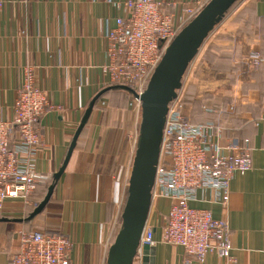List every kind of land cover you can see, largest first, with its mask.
I'll return each instance as SVG.
<instances>
[{
  "label": "crops",
  "instance_id": "1",
  "mask_svg": "<svg viewBox=\"0 0 264 264\" xmlns=\"http://www.w3.org/2000/svg\"><path fill=\"white\" fill-rule=\"evenodd\" d=\"M0 1V121L12 119L29 69L53 106L36 124L40 146L35 171L48 179L38 182L28 202L8 199L3 204L0 219L8 221H0V264L10 263L20 231L43 230L71 239L72 264H107L109 248L122 228L127 197L115 180L116 170L111 180V173L100 172L99 135H88L85 127L55 183L51 207L27 219L63 167L91 101L107 88L106 33L116 27V19L128 16L127 0ZM161 1L181 30L187 23L184 9L210 0ZM236 4L205 40L178 94L188 122L217 124L223 146L248 145L252 169L232 176L226 203L213 189L199 190L190 202L228 224L233 246L231 259L213 253L204 263L191 264H264V65H244L252 50L264 57V0ZM172 202L166 197L153 200L146 227L154 229L155 245L146 263L137 258L134 264H184L183 250L163 243L159 230Z\"/></svg>",
  "mask_w": 264,
  "mask_h": 264
},
{
  "label": "built area",
  "instance_id": "2",
  "mask_svg": "<svg viewBox=\"0 0 264 264\" xmlns=\"http://www.w3.org/2000/svg\"><path fill=\"white\" fill-rule=\"evenodd\" d=\"M124 5L128 16L116 19V27L106 33L109 57L106 84L132 89L135 95L132 94L130 105L141 110L140 97L181 30L175 28L173 16L161 0H127ZM204 6L185 8L186 24ZM244 65L258 69L264 65V57L258 50H252ZM52 108L45 91L35 84L33 69H29L18 90L12 119L0 121V217L5 201L28 202L38 182L48 179L35 171L40 146L36 124ZM183 111L184 103L178 94L169 104L152 192L153 200L173 199L159 227L161 239L183 250L184 264L193 260L204 263L213 253L221 259H231L233 246L228 224L214 219L209 211L191 207L190 202L196 199L199 190L213 189L226 203L232 176L252 169L250 149L248 145H221L222 130L217 124L190 123ZM154 245V229L145 227L138 253ZM71 249V239L62 232L20 231L9 264H72Z\"/></svg>",
  "mask_w": 264,
  "mask_h": 264
},
{
  "label": "water",
  "instance_id": "3",
  "mask_svg": "<svg viewBox=\"0 0 264 264\" xmlns=\"http://www.w3.org/2000/svg\"><path fill=\"white\" fill-rule=\"evenodd\" d=\"M238 0H210L203 9L186 24L167 48L161 62L155 68L145 93L140 97L142 121L137 149L131 169L128 195L122 213V228L110 246L107 264H134L140 257L146 263L153 249L144 247L138 253L140 239L147 225L153 202V188L157 165L161 155L163 131L169 104L178 96L187 69L197 57L202 45L214 28ZM118 88L135 95L125 86H112L102 90L91 101L75 134L63 167L54 176L45 199L28 217V221L42 213L50 201L55 183L63 174L75 147L78 136L86 126L97 101L111 89ZM0 221H8L6 218ZM18 222L20 220H14Z\"/></svg>",
  "mask_w": 264,
  "mask_h": 264
},
{
  "label": "rangeland",
  "instance_id": "4",
  "mask_svg": "<svg viewBox=\"0 0 264 264\" xmlns=\"http://www.w3.org/2000/svg\"><path fill=\"white\" fill-rule=\"evenodd\" d=\"M188 71L189 69H187L186 74H188ZM132 98V93L125 90L106 93L95 104L85 126V133L88 135H99L98 141L99 145L101 144V151L99 153L100 172L103 174L111 173L112 175L110 177L108 175L107 177V179L111 180L113 171L116 170L115 180L121 183L122 195L125 199L128 193V181L138 145L140 124L142 121V109L137 110L134 108V104L130 105ZM126 169L128 178L125 176ZM125 182L127 185L124 187ZM41 202L39 201L38 204ZM49 206L50 202L47 203L45 209ZM124 206L125 202L122 203V210ZM32 211L34 210L32 209Z\"/></svg>",
  "mask_w": 264,
  "mask_h": 264
},
{
  "label": "trees",
  "instance_id": "5",
  "mask_svg": "<svg viewBox=\"0 0 264 264\" xmlns=\"http://www.w3.org/2000/svg\"><path fill=\"white\" fill-rule=\"evenodd\" d=\"M238 1H239V0H238ZM238 1H237V2H238ZM237 2H236V3H237ZM236 3H235V4H236ZM235 4H234V5H235ZM234 5H233V6H234ZM233 6H232V7H233ZM232 7H231V8H232ZM114 91H124V90H122V89H118V88H114V89L109 90L108 92H114ZM108 92H106V93H108ZM106 93H104L102 96H104Z\"/></svg>",
  "mask_w": 264,
  "mask_h": 264
}]
</instances>
